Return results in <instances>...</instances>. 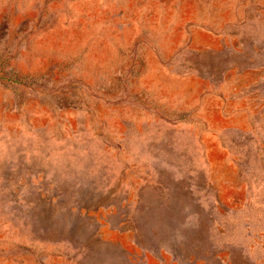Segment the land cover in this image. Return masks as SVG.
<instances>
[{"label":"rangeland","instance_id":"rangeland-1","mask_svg":"<svg viewBox=\"0 0 264 264\" xmlns=\"http://www.w3.org/2000/svg\"><path fill=\"white\" fill-rule=\"evenodd\" d=\"M0 264H264V0H0Z\"/></svg>","mask_w":264,"mask_h":264}]
</instances>
